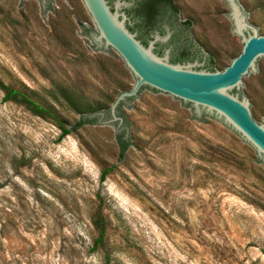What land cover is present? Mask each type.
<instances>
[{
  "label": "rangeland",
  "instance_id": "1",
  "mask_svg": "<svg viewBox=\"0 0 264 264\" xmlns=\"http://www.w3.org/2000/svg\"><path fill=\"white\" fill-rule=\"evenodd\" d=\"M175 2L191 22L177 38L190 55L212 57L222 70L241 53L224 0ZM241 2L257 9L252 26L264 33V0ZM80 22L95 31L82 0H59L53 14L39 0L0 5V78L71 123L80 115L61 88L111 107L135 81L119 54L81 37ZM249 83L264 123V68ZM2 98L0 264H264V161L220 120L201 124L189 104L147 91L138 110L126 107V121L152 147L144 153L130 142L121 157V127L96 121L59 140L54 124ZM99 207L108 228L93 251Z\"/></svg>",
  "mask_w": 264,
  "mask_h": 264
},
{
  "label": "water",
  "instance_id": "2",
  "mask_svg": "<svg viewBox=\"0 0 264 264\" xmlns=\"http://www.w3.org/2000/svg\"><path fill=\"white\" fill-rule=\"evenodd\" d=\"M30 1L3 0L0 5H28ZM39 1L53 14L59 0ZM224 1L231 7V13L226 12L224 17L233 21L242 50L223 70L211 72L198 69L203 62L171 63L168 55L154 52L157 44L166 52L173 48L165 46L170 40L168 35L171 38L173 34L168 28L164 36L155 33L144 46L126 25L128 17L123 9L130 3L118 0L117 6L113 7L107 0H82L96 26L95 31L89 32L95 50H102L110 57L119 54L135 77L131 89L120 92L115 98L108 116L101 111L89 115V118L96 117L105 129L118 127L119 131L121 127V132L126 129V135H132L130 142L138 143L146 153L152 146L127 123L124 124L119 106L124 104L122 110L127 120L130 114L126 107L138 110L134 102H142L147 91L167 94L189 104L195 116L200 117L201 124L211 116L226 124L264 161V123L257 118V103L249 83L253 75L260 79L264 68V33L260 24L252 26L257 9L244 7L241 0ZM246 1L260 3V0ZM176 53L177 50H172L171 55ZM132 97L137 98L131 102L129 98Z\"/></svg>",
  "mask_w": 264,
  "mask_h": 264
},
{
  "label": "trees",
  "instance_id": "3",
  "mask_svg": "<svg viewBox=\"0 0 264 264\" xmlns=\"http://www.w3.org/2000/svg\"><path fill=\"white\" fill-rule=\"evenodd\" d=\"M130 3V6L124 8V12L128 17L127 28L130 32H138L136 38L141 41L144 46H147L149 41L152 39L149 36L150 31L159 30V34L164 36L166 31L163 29L162 24L166 22L170 26V30H175L172 42H177L176 35L181 31H188L191 27V22L187 19L182 20L180 16V8L176 4L175 0H122ZM109 3H112L110 0ZM178 23L184 24V28H180ZM92 31L91 28H84L83 33L89 36V32ZM187 43L192 46L196 44L192 41L190 37L187 39ZM180 46V45H179ZM189 46V45H188ZM198 50H200L198 48ZM159 52V51H158ZM162 51H160V54ZM191 54V49L187 47H179L177 53L170 59L171 63H176L181 59L188 58ZM197 54V53H196ZM236 57V56H235ZM234 57V58H235ZM233 58V59H234ZM204 64L198 69H205L207 71L214 72L216 70H221L218 67L216 60L212 57L206 56L204 59ZM223 70V69H222ZM132 86L121 88V91H126L131 89ZM0 91L3 94V102L15 103L19 106L24 107L29 110L33 115L41 117L42 119L54 124L59 130V140L64 139L66 136L72 134L74 131L80 129L84 125L94 124L96 122V117L89 118V115L105 112L106 115H109L110 107H103L102 105H96L95 107L84 103L83 99L79 96L78 93L70 91L66 88H61V94L63 98L74 106L75 111L80 115L79 120L75 123H71L66 118L58 115L57 111L48 103H42L34 99L28 92L24 91L21 88L14 87L13 85L6 84L0 78ZM119 92V93H120ZM141 92V91H140ZM118 93V94H119ZM140 94V93H139ZM137 97L129 98V101H134ZM115 100V99H114ZM112 101V103L114 102ZM124 104L121 103L119 106V115L123 118L124 124L127 123L126 116L123 112ZM127 133L126 129H123L121 133L117 134V142L119 147V154L121 157H124L127 152L130 143V137L125 138ZM114 169V166L104 167L101 170L100 178L104 180L109 172ZM92 225L97 232V237L93 241L92 250L95 251L101 245H103L108 228L107 218L104 216L102 208H98L91 217Z\"/></svg>",
  "mask_w": 264,
  "mask_h": 264
},
{
  "label": "flooded vegetation",
  "instance_id": "4",
  "mask_svg": "<svg viewBox=\"0 0 264 264\" xmlns=\"http://www.w3.org/2000/svg\"><path fill=\"white\" fill-rule=\"evenodd\" d=\"M107 1H108V3L110 2V0H107ZM114 1H115V0H112V3H109V4H110L111 6H113V2H114ZM123 10H124V9H123ZM178 26H179L180 28H184V27H185V25H184V24H181V23H178ZM162 27H163V29H164L165 31H166V27H168V28L170 29V26H169L166 22H164V23L162 24ZM171 31H173V34H172L170 40L168 41V43H167L165 46L169 45V46L173 47L174 49L179 50V47H180V46L178 45V44H180L179 41H178V43H177V42H172V38H173V35H174L175 30L173 29V30H171ZM133 33H136V34L138 35V32H135V31H134ZM155 33H159V30L155 29V30L150 31L149 36L152 37ZM157 45H159V44H157ZM157 45H156V48H155L154 52H155L156 54H158V55H163V51L160 50V49H159V46H157ZM158 51H159V52H158ZM160 51H162V52H161L162 54H160ZM173 56H174V55H171V56H170V59H171ZM204 59H205V56H203L202 54L197 53V54H195V55H190L188 58L181 59L180 61H178V62H176V63H181V64H183V63H189V62H192V61H194V60H198V61H200V62H203Z\"/></svg>",
  "mask_w": 264,
  "mask_h": 264
},
{
  "label": "built area",
  "instance_id": "5",
  "mask_svg": "<svg viewBox=\"0 0 264 264\" xmlns=\"http://www.w3.org/2000/svg\"><path fill=\"white\" fill-rule=\"evenodd\" d=\"M84 28H89L88 26H87V23L86 22H80L79 23V32H80V34H81V37H84V38H86L88 41H90V43H91V40H90V38H89V36L88 35H85L84 33H83V29ZM95 30H96V27H95ZM91 45H93V43H91Z\"/></svg>",
  "mask_w": 264,
  "mask_h": 264
}]
</instances>
